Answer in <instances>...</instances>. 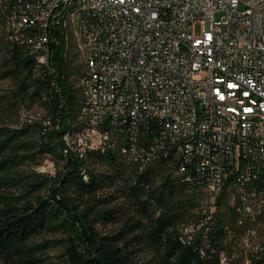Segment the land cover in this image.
<instances>
[{
	"label": "trees",
	"instance_id": "1",
	"mask_svg": "<svg viewBox=\"0 0 264 264\" xmlns=\"http://www.w3.org/2000/svg\"><path fill=\"white\" fill-rule=\"evenodd\" d=\"M75 50L64 43L55 79L39 80L38 62L0 24V264H264V242L242 246L264 211L243 216L227 192L205 209L189 163L156 159L150 125L137 134L143 162L127 161L130 132L109 120L99 130L116 132L111 150L65 154L64 137L88 129ZM24 108L46 125L23 122ZM47 157L52 175L36 171ZM244 187L260 190L257 179Z\"/></svg>",
	"mask_w": 264,
	"mask_h": 264
},
{
	"label": "built area",
	"instance_id": "2",
	"mask_svg": "<svg viewBox=\"0 0 264 264\" xmlns=\"http://www.w3.org/2000/svg\"><path fill=\"white\" fill-rule=\"evenodd\" d=\"M13 2L20 5L13 22L19 24L16 36L28 52L49 51L51 71L37 66L39 80L55 79L59 50L67 56L66 6L107 16V26L86 24L84 51L75 50L90 69L85 89L93 92L94 116L79 141L64 137L67 155L80 158L81 151L111 150L116 132L97 130L94 120L117 114L126 131L137 132L139 123L150 125L157 138L156 159L172 153L181 162H193L205 193L237 195L243 216L264 211V0ZM0 10L10 12L5 0H0ZM24 113L25 123L46 125L41 116L31 117L25 108ZM126 114H133V122H126ZM236 130H244V137H236ZM245 130H256V137H245ZM195 139H202V146H195ZM235 143H242L240 176H232ZM126 151L129 162L130 152H137L138 159L146 154L139 148ZM45 159L54 174L57 163ZM244 176L257 179L260 193L240 187ZM258 226L264 230V220ZM256 234L248 231L242 242ZM221 262L228 263L226 256Z\"/></svg>",
	"mask_w": 264,
	"mask_h": 264
},
{
	"label": "bare ground",
	"instance_id": "3",
	"mask_svg": "<svg viewBox=\"0 0 264 264\" xmlns=\"http://www.w3.org/2000/svg\"><path fill=\"white\" fill-rule=\"evenodd\" d=\"M21 1H29V0H21ZM5 7L10 8V12L6 10H0V24L6 30V34L8 39L12 41H16L23 45V38L16 36L19 34V24H13V22H17V15L20 12V5L18 2H13V0H5ZM63 33H68L69 38L65 40V43L75 46L77 51H84V33H86V24H99L100 26H107V16L100 14V11L95 9L81 8L74 9L73 6H66L63 12ZM28 52V45H23ZM30 57L35 59L38 62L39 66H50L51 59L49 58V51H42L41 53L36 52H28ZM83 64V72L84 76L81 81V85L83 86L86 96H87V104L82 109V114L86 116L88 129L85 133L90 131V124L93 122L94 116V99L93 92L89 88V77H90V69L87 67V62L82 61ZM33 117V116H31ZM23 122H25V113L23 112L22 116ZM105 120H109L113 123L117 121V114H103V119L94 120V128L99 130V126ZM126 122H133V114H126ZM149 125L147 123H139L137 125V132L129 131L130 134L127 136L128 138V148H139L143 150L140 145V136L137 135L140 131L146 129ZM79 135L76 137H70V142L79 141ZM146 131L143 133V136H146ZM236 137H244V130H236ZM245 137H256V130H245ZM157 142V138L154 137V144ZM195 146H202V139H195ZM242 151V143H235L234 146V168H232V176H240V172H242V166H244V157L241 156ZM86 151H81V156L85 154ZM126 154L128 152L124 150ZM65 154H67V150H65ZM130 157L136 161L143 162V154H140L138 159L137 152H130ZM189 166L193 168V162H188ZM49 169V160H46L44 164L36 168V171L42 174H50L48 172ZM264 179V172H263ZM256 180L255 177L244 176V179H240V187H244L246 184H252L253 181ZM251 193H260V190L257 192ZM254 237L250 236L249 238ZM248 239V238H247Z\"/></svg>",
	"mask_w": 264,
	"mask_h": 264
},
{
	"label": "rangeland",
	"instance_id": "4",
	"mask_svg": "<svg viewBox=\"0 0 264 264\" xmlns=\"http://www.w3.org/2000/svg\"><path fill=\"white\" fill-rule=\"evenodd\" d=\"M220 17V13L216 14V18ZM197 31L199 32V27L197 28ZM0 86H6V84L0 85ZM41 113V111L39 112ZM217 196L213 195V194H208L205 193L204 194V199H203V207L205 209H209L210 207H212V205L214 204L215 200H216ZM233 199V197H231ZM250 243H256V244H261L262 242H264V230H262V228L257 232V234L254 237L249 238L248 240ZM244 240V242H242V246L243 248H245L247 242Z\"/></svg>",
	"mask_w": 264,
	"mask_h": 264
}]
</instances>
